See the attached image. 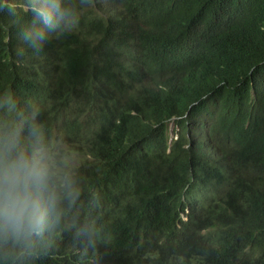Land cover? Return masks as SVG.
Returning a JSON list of instances; mask_svg holds the SVG:
<instances>
[{
  "label": "trees",
  "instance_id": "trees-1",
  "mask_svg": "<svg viewBox=\"0 0 264 264\" xmlns=\"http://www.w3.org/2000/svg\"><path fill=\"white\" fill-rule=\"evenodd\" d=\"M92 1L73 32L53 34L39 53L18 35L30 14H0V91L39 107L49 131L68 137L81 173L67 222L83 220L81 205L99 194L106 211L97 223L119 229V237L106 233V244L85 250L69 228L37 264H219L218 257L264 264V0ZM120 98L131 104L121 108L118 129L133 143L119 135L105 141L92 118L97 101ZM172 117L178 136L168 146ZM185 184L184 193L202 190L194 207L211 228L204 250L180 246L192 212L178 217V234L167 239ZM161 192L169 209L144 224L151 209L142 206ZM252 194V204L239 203ZM158 235L164 242L150 244V253L138 250Z\"/></svg>",
  "mask_w": 264,
  "mask_h": 264
},
{
  "label": "clouds",
  "instance_id": "clouds-1",
  "mask_svg": "<svg viewBox=\"0 0 264 264\" xmlns=\"http://www.w3.org/2000/svg\"><path fill=\"white\" fill-rule=\"evenodd\" d=\"M88 5L94 7L93 1L22 0L18 5L17 0H0V14L7 13L13 18L18 17L19 11L30 14L31 19L20 27L18 35L30 49L39 53L53 34L59 38L73 32L79 24L80 10ZM129 104L131 102L125 98L103 99L94 104L92 118L105 141L119 135L121 141L134 142L118 129L124 115L121 108ZM185 116L186 113L182 117ZM40 117L39 107L31 103L21 104L10 89L0 91V264H37L52 251L57 239L69 228L85 250L106 244V233L108 239L119 237V229L113 225L97 223V219L103 217L102 212L106 211L102 209V197L99 194L81 205L83 211L80 213L86 212L83 220H73L71 224L67 222L69 213L80 201L81 173L75 155L69 150L72 157L68 151V137L51 133ZM173 118L166 121L168 146L178 136ZM195 124V120L189 123V140L195 135ZM192 174L193 169L189 176ZM186 185L178 195L184 204L183 209L175 211L168 221L167 239L176 238L178 217L186 221L192 212L193 227L188 239L180 246L204 250L202 238L211 228L201 216L200 209L194 207V201L202 190L196 188L184 193ZM161 193L160 197L154 196L156 203L147 202V205L142 206L141 209H151V217L142 221L144 224L149 223L153 215L165 213L169 209V199ZM254 194L241 198L239 203L252 204ZM140 203L134 207L138 209ZM238 231V248L244 254L247 234L241 227ZM163 242V236L158 235V240L144 243L138 250L143 248V251L150 253V244ZM72 251L81 261L85 260L82 250L73 248ZM214 261L221 264L219 257Z\"/></svg>",
  "mask_w": 264,
  "mask_h": 264
},
{
  "label": "rangeland",
  "instance_id": "rangeland-1",
  "mask_svg": "<svg viewBox=\"0 0 264 264\" xmlns=\"http://www.w3.org/2000/svg\"><path fill=\"white\" fill-rule=\"evenodd\" d=\"M169 127L171 128V123L169 124ZM67 149H68V147H67ZM68 151H69V149H68ZM69 153L73 157V154L70 151H69Z\"/></svg>",
  "mask_w": 264,
  "mask_h": 264
}]
</instances>
